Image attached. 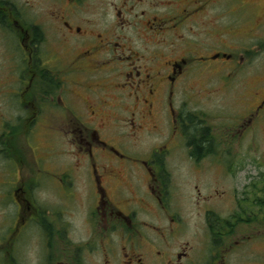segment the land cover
<instances>
[{
    "label": "flooded vegetation",
    "instance_id": "obj_1",
    "mask_svg": "<svg viewBox=\"0 0 264 264\" xmlns=\"http://www.w3.org/2000/svg\"><path fill=\"white\" fill-rule=\"evenodd\" d=\"M87 4L0 0V158L12 167L2 168L12 180L0 186L16 208L9 229L0 226V264H23L25 241L39 264H243L254 244L247 247L253 235L244 227L264 235L262 197L254 193L245 207L237 192L207 184L212 171L236 177L240 156L210 138L188 103L212 97L211 61L234 63V71L264 50V0H239L238 46L214 54L213 35L223 39L233 25L224 3L113 0L115 21L104 30L85 15ZM132 27L142 50L132 47ZM244 103L229 144L264 125V89ZM148 138L163 140L143 148ZM132 149L139 153L123 152ZM183 166L192 208L174 190Z\"/></svg>",
    "mask_w": 264,
    "mask_h": 264
},
{
    "label": "rangeland",
    "instance_id": "obj_2",
    "mask_svg": "<svg viewBox=\"0 0 264 264\" xmlns=\"http://www.w3.org/2000/svg\"><path fill=\"white\" fill-rule=\"evenodd\" d=\"M113 0H88V6L85 7L84 13L90 19H93L97 29L104 30L106 27L111 26L115 18L113 13L111 12V3ZM118 3V0H115ZM213 5L217 3H224L226 5V10L229 19L233 22V25L227 27L222 31L225 34L223 39H221V33L217 35H213L212 38V48L211 53H216L217 50L222 49L218 47L219 45H223L224 49L231 48V51H235V47L237 48V42L239 39L234 38L235 35H238L239 25L236 24L240 19V14L236 11L235 6L239 3V0H212ZM109 12V14H107ZM263 12L261 11V14ZM133 16H128V19L133 20ZM215 15L212 11V21L217 20L214 18ZM264 17V16H263ZM229 20H221V24H225L224 27L228 24ZM219 24V21H218ZM216 24V25H218ZM127 35L131 37L133 42L132 47L136 49H143V43L138 40L136 35V31L132 27L131 29H127ZM238 35V38H240ZM264 36V33H263ZM220 41L222 43L220 44ZM260 42V41H259ZM263 42V40H262ZM261 42V43H262ZM227 43V44H226ZM250 44V42H247ZM227 51V50H224ZM230 52V51H227ZM227 63L224 61H211L208 65L210 68V84L211 89L209 91V96L211 98L205 99H190L189 106H191L192 111L196 113L195 121L201 122L203 125H208L211 128L212 136L215 138L222 137L223 142L228 144L227 151L238 154L240 156V161L238 163L235 171L237 172L236 177H228V179L220 178V173L217 171L206 176L207 184L215 185L216 189L219 191H233L237 193H233V197L236 195L237 199L240 200L242 197L246 199L240 200L243 202L244 206L247 203H250V199H252L253 194L256 196L261 195L262 199L260 200L264 203V125L259 126V128L254 131H250V133H245L243 136H239L238 134L236 140H234L231 144H229L228 139H232L231 136L233 133H236V129H240L236 124L243 117L247 110V105L244 103V99L248 102L251 101L252 94L256 91H261L264 89V50L260 49L257 56L251 61V64L245 65L243 67H237L234 71L231 70L234 67V63L221 66L220 64ZM229 67L230 70L227 68ZM233 72H236V75H231ZM201 77H197L195 81L190 85L192 88L197 90H202V82ZM202 81V82H201ZM220 81V82H219ZM195 96V95H194ZM183 102L186 101V98L177 97V103L183 105ZM248 113V111H247ZM244 114V115H243ZM6 120L9 122V118L12 119V113H5ZM9 117V118H8ZM242 120L240 122H242ZM1 121V120H0ZM236 126V127H235ZM235 127V128H234ZM238 127V128H237ZM3 130L0 129V137ZM170 130H164L163 139L166 138ZM162 139V140H163ZM226 139V140H225ZM161 139H144L143 148H151L154 145L162 142ZM216 146V145H215ZM215 148H218L216 146ZM128 156H133L139 151L132 149L128 151H123ZM27 154L23 160H25V171L28 170L29 164L32 165L30 157L28 158ZM7 166V167H6ZM7 168L11 170V165L3 158H0V183L5 181H11L12 177L5 179L2 177V168ZM213 169H219L218 167H213ZM189 168L183 166L181 168H177V173H174V190L177 192L179 200H187L185 203L189 208H192L190 203V199L192 200V195H190L191 188L194 186L193 181L188 180L182 173V171L186 172ZM26 179V172L25 178ZM4 185V184H3ZM202 188L204 192H208V188L210 186H205ZM180 187V188H179ZM238 190V191H235ZM184 193V194H183ZM58 195H61L58 193ZM46 198L50 199L53 202H56L54 195L49 193L45 194ZM190 197V199H189ZM1 199L4 201L0 203V226L3 224L5 226V232L9 229L6 224H9L11 220H14L16 217V208L11 204L12 202V193H10V189L8 186L1 187L0 186V201ZM55 204V203H54ZM248 211H255V209L248 207ZM84 216L82 213L77 215L75 219L76 227L80 234H82V221ZM2 226V227H3ZM249 229V230H248ZM244 231L247 233H252V240L247 241V247L252 245V251L247 252L244 249V258L243 264H264V235L258 234V230L253 233L251 228L244 227ZM262 231V230H261ZM257 233V234H256ZM260 235V236H259ZM29 234H27L28 241ZM28 242H24L23 246L20 248V261L23 264H39L38 259V250H35L32 246L27 244ZM36 251V252H33Z\"/></svg>",
    "mask_w": 264,
    "mask_h": 264
},
{
    "label": "trees",
    "instance_id": "obj_3",
    "mask_svg": "<svg viewBox=\"0 0 264 264\" xmlns=\"http://www.w3.org/2000/svg\"><path fill=\"white\" fill-rule=\"evenodd\" d=\"M207 131V130H206ZM211 131V130H210ZM210 138H212L213 140H214V136H212V131H211V135H210ZM260 206H264V203H262V202H260V204H259Z\"/></svg>",
    "mask_w": 264,
    "mask_h": 264
}]
</instances>
